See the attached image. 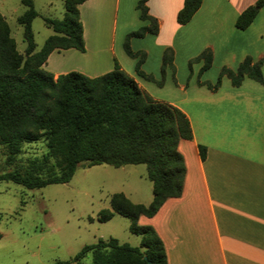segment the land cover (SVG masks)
Listing matches in <instances>:
<instances>
[{
    "label": "trees",
    "instance_id": "1",
    "mask_svg": "<svg viewBox=\"0 0 264 264\" xmlns=\"http://www.w3.org/2000/svg\"><path fill=\"white\" fill-rule=\"evenodd\" d=\"M83 1L63 0L61 19L43 17L53 33L35 49L31 22L38 13L32 0H21L26 9L17 16V22L26 43L23 53L17 50L10 27L0 14V145L5 151V164L13 165L11 169L0 166V180L39 188L69 181L80 164H145L146 177L152 184L151 201L135 203L123 192H115L110 196V207L101 209L96 216L98 221H106L115 213L126 216L130 220L129 231L140 237L139 244L119 242L114 237L98 238L83 245L70 259L53 264H84L82 259L88 254L90 264H167L163 241L150 224H140L138 219L153 216L166 199L180 196L185 164L178 143L191 139L190 122L181 109L154 99L140 88L116 60L113 69L93 77L76 70L54 76L44 68L54 49L85 50L78 9ZM146 1L138 0L136 8L139 18L147 24L130 31L123 46L130 56L141 54L136 72L151 79L139 68L144 53L132 51L128 43L131 36L158 31V21L148 13ZM201 1L183 0L176 22H188ZM263 5L264 0H256L243 9L235 19L236 28H246ZM191 61H203L201 70L207 69L212 51L206 48ZM263 63L264 54L257 59L247 55L234 70L223 66L214 83H199L214 91L222 76L233 86L245 77L262 82ZM173 68V50L167 47L162 54L161 77L166 69ZM40 138L45 140L47 152L16 164L22 144ZM198 150L204 159L206 147L199 145Z\"/></svg>",
    "mask_w": 264,
    "mask_h": 264
},
{
    "label": "crops",
    "instance_id": "2",
    "mask_svg": "<svg viewBox=\"0 0 264 264\" xmlns=\"http://www.w3.org/2000/svg\"><path fill=\"white\" fill-rule=\"evenodd\" d=\"M137 1H83L78 9L85 50L54 49L44 68L54 76L76 70L93 77L113 69L116 60L151 97L188 117L192 137L178 143L185 164L182 192L166 199L153 216L138 219L163 241L167 264H264V78L245 77L238 86L222 79L214 91L197 83L184 88L177 101L160 98L136 72L137 58L123 49L125 34L147 24L139 18ZM255 1L202 0L190 20L178 24L183 0H147L159 28L130 41L132 51L144 53L140 70L157 79L167 47L176 67L179 58L190 60L206 48L212 51L211 64L219 58L218 65L230 68L247 55L259 58L264 5L246 28L235 26L239 13ZM199 145L206 147L204 159Z\"/></svg>",
    "mask_w": 264,
    "mask_h": 264
},
{
    "label": "rangeland",
    "instance_id": "3",
    "mask_svg": "<svg viewBox=\"0 0 264 264\" xmlns=\"http://www.w3.org/2000/svg\"><path fill=\"white\" fill-rule=\"evenodd\" d=\"M32 1L38 15L33 18L31 29L35 49H39L53 33L44 24L43 17L61 19L64 5L63 0ZM25 9L21 0H0V14L8 23L20 53L24 52L26 43L17 16ZM127 15V22H130V15ZM133 37L128 38L129 47ZM125 54L137 60L141 55ZM219 60L217 58L208 69L201 70L202 65L198 61L179 58L178 67L173 65V71H167L163 78L159 74L157 79L141 80L152 85L160 98L177 101L184 88L189 90L191 85L200 84L199 81L214 83L223 67L218 65ZM261 66L264 78V63ZM222 79L227 77L222 76L220 81ZM46 152L43 138L24 142L16 156V164H24L27 159L41 157ZM5 156L4 148L0 145V166L11 169L13 165L5 164ZM115 192H123L132 202L148 204L152 199V190L151 182L146 177L145 164L120 167L80 164L69 181L39 188H25L0 180V264H53L70 259L83 245L93 243L98 238L114 237L119 242L138 245L140 237L129 231L130 220L126 216L115 213L106 221L96 219L101 209L110 207V196ZM90 261L89 254L82 259L84 264H90Z\"/></svg>",
    "mask_w": 264,
    "mask_h": 264
}]
</instances>
